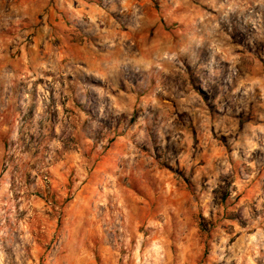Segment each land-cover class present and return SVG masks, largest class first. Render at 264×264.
<instances>
[{
	"label": "rangeland",
	"instance_id": "rangeland-1",
	"mask_svg": "<svg viewBox=\"0 0 264 264\" xmlns=\"http://www.w3.org/2000/svg\"><path fill=\"white\" fill-rule=\"evenodd\" d=\"M0 264H264V0H0Z\"/></svg>",
	"mask_w": 264,
	"mask_h": 264
}]
</instances>
